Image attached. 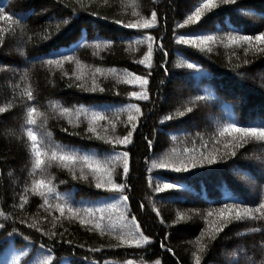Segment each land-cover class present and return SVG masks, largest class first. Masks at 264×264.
Instances as JSON below:
<instances>
[{
  "label": "trees",
  "instance_id": "1",
  "mask_svg": "<svg viewBox=\"0 0 264 264\" xmlns=\"http://www.w3.org/2000/svg\"><path fill=\"white\" fill-rule=\"evenodd\" d=\"M201 3L0 0L13 16L0 20V264H44L48 256V264H195L196 257L200 264H264V216L255 212L264 201V140L220 135L227 123L264 125V44L228 40L264 32V0H214L201 21L184 24ZM152 12V28L123 27L150 20ZM179 34L215 40L184 45L177 43ZM149 43L151 68L139 63ZM52 49L72 60L49 64ZM136 75L148 79L146 91ZM179 81L185 88L176 95ZM29 108L36 109L31 125ZM93 110L104 119L94 120ZM129 115L136 124L131 143H110L132 130ZM29 128L41 148L40 170ZM61 154L93 156L90 163L100 171L80 160L61 161ZM212 156L209 164L204 158ZM153 162L172 167L154 168ZM181 162L188 170L174 171ZM98 179L124 184L127 201L97 188ZM37 180L47 187L37 189ZM167 183L177 187L167 189ZM224 203L249 208L252 216L237 220L233 213L226 222L216 215ZM84 208L102 211L90 217ZM101 216L103 234L91 222ZM136 224L149 243L121 244L120 233L135 232ZM213 224L225 226L217 233Z\"/></svg>",
  "mask_w": 264,
  "mask_h": 264
},
{
  "label": "snow or ice",
  "instance_id": "2",
  "mask_svg": "<svg viewBox=\"0 0 264 264\" xmlns=\"http://www.w3.org/2000/svg\"><path fill=\"white\" fill-rule=\"evenodd\" d=\"M224 2L228 3L229 0H224ZM215 7H216V5L214 3V0H203V3L195 6V10L190 15L187 16V19H185L183 23L189 24L190 22H199V21H201V15H202L203 9H210V8H215ZM0 20L11 22V21H13V16L8 15L7 13H5L3 8H0ZM156 20H157L156 13L152 12L150 20L145 19L142 23L141 22L126 23V24H123V27L128 28V29H149V28H152L156 24ZM16 22L19 23V20H17ZM116 23H122V22L116 21ZM182 26L183 25H181V24L177 25V27H182ZM201 27H202V25H201ZM0 31H3V30L0 29ZM146 39L151 42V41H153L154 38L151 35H148L146 37ZM253 39H255L258 43L264 44V32H260L259 34H256L255 36H253V35L231 36L230 35L228 37L229 43H231V44H239L241 42H249L250 43ZM84 40H86V37L84 38ZM214 40H215V37L212 35L190 36L187 34H179L177 43L184 44V45H190V44H195L198 41L200 44H207L208 42L214 41ZM46 55H49L50 57H52L48 60L49 64H52V63L59 64L61 62V60H67V61L72 60L71 56L64 55L63 53L59 52L58 49H52L50 52H47ZM152 55H153V47H152V44L149 43L148 47H147V52L143 56V58L141 60H139V63L144 65L145 67L151 68ZM165 55H167V53H165ZM189 67L190 68L194 67V65L190 64ZM95 71L100 72L101 70L99 68H97ZM111 71L115 72V69H111ZM65 74H67V73H65ZM129 75H133V74L130 73ZM134 81L138 82L139 86L142 89H145V91H146L145 86H147L149 83V81L146 77L136 75V76H134ZM132 82H133L132 80L128 81V83H132ZM93 83H94V81H93ZM130 95L133 97H136L138 99H143V100H147L149 98L147 94H141V93H138L136 91L131 92ZM27 96H28L29 100H32L33 97H32V93L30 91L27 92ZM130 107L135 109V112H137V113L140 112V108L138 106L131 105ZM0 111H3V109H0ZM35 111H36L35 108H29L28 109L27 123L29 125L35 124V121L33 119H31L32 114ZM64 111L66 112V111H68V109L65 108ZM93 119L94 120L104 119V117L93 110ZM169 119H170V117H169ZM128 120L131 123L132 130L128 131L127 134L122 136V137L114 138L113 140L110 141V143L120 144V145H127V144L131 143V137L133 134V130H135V128H136V124L132 123L135 120V116L129 115ZM88 131L95 133L96 129H95V127H89ZM225 133H228L229 135L232 133H239L242 138L248 137V136H253V137H258L260 140H264V125L257 127V126H252L251 124H241L239 122L227 123L223 127V131H221L220 135L223 136ZM27 136L30 138V140L32 142L31 143V150L35 156L34 167L36 170H40L44 161L41 159L42 153H41V148L37 143V136L32 131L31 128H29L27 130ZM226 147H227V145H226ZM232 155L235 156V152H232ZM56 156H57V153L55 151H53L52 152L53 159H55ZM127 157H128V152L124 151L123 152V159H124L123 173L125 174V176L127 175L128 171H129V167H128V163H127ZM113 158L116 161H119L121 159V156L117 154V155H114ZM59 159L61 161H70L73 164H75L77 162V160H80L83 162L84 165H86L89 168H92L93 172L100 171L99 167H93V164L90 163V161L94 160V157L90 156L88 154H82L79 157H77L75 155L61 154L59 156ZM110 159H112V158H110ZM204 159H206L209 164H212L216 161L215 156H212L211 158L205 157ZM192 166L194 167L195 165L193 164ZM153 167L154 168L155 167L166 168V167H172V165H167V164H162V163L157 164L156 162H153ZM187 170H188V165L184 164L183 162H181V166L174 168V171H176V172L187 171ZM111 174L112 173L110 172L109 175H111ZM35 187L37 189H42V188H46L47 184L45 183L44 180H37V181H35ZM96 187L97 188H106L107 187L112 192L117 193L118 195L115 197V199L123 200V201H127V199H128V197L123 194V190H124L125 185L121 184V183H116L111 179L108 181H104V182H102L98 179L96 182ZM164 187L167 189H174L177 187V184L167 183L164 185ZM156 191L159 192V191H161V189L159 187H157ZM48 192H52V189L48 188ZM45 203L47 204L48 201L45 200ZM114 206L115 205H112V207H114ZM56 207L60 211V213L63 215V213L65 211L64 206L61 204H58ZM79 211H80L79 209L74 210L72 207L68 208V212L74 213L76 215L79 214ZM83 211L91 217L93 211H102V209L84 208ZM255 212L259 213L261 216H264V201H262L258 204V206L255 208ZM233 213H234L235 218L237 220L243 219L244 217L252 216V210L251 209L245 208L242 212L235 205L228 204V203H224L223 206L216 213V215L219 218L223 219L224 221L228 222L229 217H231L233 215ZM208 215L212 216L213 213L209 212ZM103 219H104V217L101 216V217H99L98 220L93 219L91 221L94 224V227L97 230H99L101 232V234H103V232H104V228L102 227ZM132 219H133V221H135V217H133ZM80 222H81V224L86 223V221L84 219H81ZM224 226L225 225H221L220 227H217L216 224H213L211 227L214 228V230L217 233H219L220 231L223 230ZM4 227L5 226L3 224H0V228H4ZM29 227H33V225H30ZM115 228H116L115 224L109 225V229L111 231H115ZM9 235H11V233ZM53 235H54V233H53ZM119 239L121 241V244L126 243L129 246L135 245V246L139 247L142 244H148L149 243V237L144 235L143 232L140 231V225L139 224L135 225V232L129 231L126 234L121 232L119 235ZM169 251H171V250L169 249ZM48 261H51V256H48L45 258L44 264H48ZM157 264H159V262H157ZM195 264H200V258L199 257H196ZM250 264H254V262H250Z\"/></svg>",
  "mask_w": 264,
  "mask_h": 264
},
{
  "label": "rangeland",
  "instance_id": "3",
  "mask_svg": "<svg viewBox=\"0 0 264 264\" xmlns=\"http://www.w3.org/2000/svg\"><path fill=\"white\" fill-rule=\"evenodd\" d=\"M179 87H180V90L179 89L173 90L176 93V95H178L180 91L185 88V83L182 81H179Z\"/></svg>",
  "mask_w": 264,
  "mask_h": 264
}]
</instances>
